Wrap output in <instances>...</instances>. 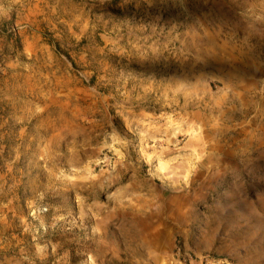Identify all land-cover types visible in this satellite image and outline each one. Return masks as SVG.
<instances>
[{
    "label": "rangeland",
    "instance_id": "obj_1",
    "mask_svg": "<svg viewBox=\"0 0 264 264\" xmlns=\"http://www.w3.org/2000/svg\"><path fill=\"white\" fill-rule=\"evenodd\" d=\"M0 264H264V0H0Z\"/></svg>",
    "mask_w": 264,
    "mask_h": 264
}]
</instances>
